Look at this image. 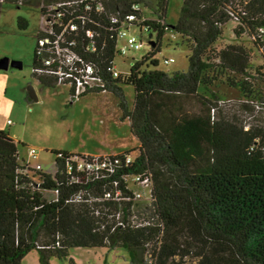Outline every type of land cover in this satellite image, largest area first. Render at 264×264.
Returning a JSON list of instances; mask_svg holds the SVG:
<instances>
[{
  "label": "trees",
  "instance_id": "16d2710c",
  "mask_svg": "<svg viewBox=\"0 0 264 264\" xmlns=\"http://www.w3.org/2000/svg\"><path fill=\"white\" fill-rule=\"evenodd\" d=\"M53 1L66 0L22 4L34 3L44 13L41 3ZM168 1L102 0L103 9L96 12L94 2L83 0L76 7L84 22L68 13L61 19L76 22L77 32L65 37L75 40V50L104 82L103 89L88 92L114 95L121 118L129 120L139 146L123 152L132 154L133 161L122 171L146 172L152 182L150 199L87 202L83 195L67 202L79 190L102 195L103 188L113 187L108 181L100 188L91 182L69 183L65 164L75 155L66 151L52 152L54 175L39 174L41 183L35 188L17 173L16 143L0 130V264H21L31 250L37 252L38 264H49L52 257L67 258L70 248H120L128 264H264V129L214 115L218 99L213 91L222 82L237 90L246 110L263 107L264 92L256 84L264 87V71L251 67L249 48L264 44V0H181L173 26L164 20ZM133 4L153 9L155 20L142 18L141 9L132 11ZM130 12L141 20L134 24L139 35L143 29L154 32L155 41L113 78L109 67L118 56L117 26L109 18ZM230 20L237 23L235 37L245 35L250 47L222 43L223 26ZM26 25L17 19L19 29ZM164 26L188 50L184 71L158 68L154 55L168 32ZM90 41L94 53L84 51ZM260 57L264 60L262 53ZM35 64L33 51L31 68ZM31 76L44 87H55L51 79ZM122 86L133 88L130 111ZM26 99L32 102L28 95ZM39 189L57 190L56 199L47 200Z\"/></svg>",
  "mask_w": 264,
  "mask_h": 264
},
{
  "label": "rangeland",
  "instance_id": "374dc122",
  "mask_svg": "<svg viewBox=\"0 0 264 264\" xmlns=\"http://www.w3.org/2000/svg\"><path fill=\"white\" fill-rule=\"evenodd\" d=\"M180 6L181 0L168 1L164 19L166 25L175 24ZM139 7L142 18L155 20L153 9L144 8L142 5ZM18 18L27 22L26 28L17 27ZM39 26L40 14L34 3L15 5L5 2L1 5L0 60L6 58L10 62H19L21 66L0 68V130L15 139L18 159L28 163L31 168L38 165L43 172L51 174L54 171L52 152L59 151L58 149L80 151L98 147L107 152L122 148L134 150L131 148L137 146V141L130 133L128 118H121L118 100L114 95L98 91L87 92L76 99H70L66 86H59L54 90L38 86V81L31 76V63ZM236 26L237 23L232 20L223 26L222 43H244L250 47V40L245 35L235 37L232 31ZM131 31L138 33L134 27ZM139 40L141 48L138 51L128 52L127 59L119 56L115 58L118 70L127 71L130 59L137 60L143 56L149 47L153 46L155 33L142 31ZM118 44L122 46L123 41H119ZM249 49L251 67L262 66L264 71V60L260 57L261 53L264 56V44L263 47L259 45ZM187 55L186 46L180 44L179 37L170 30L162 37L159 51L154 58L159 62V69L172 73L186 70ZM169 58L173 61L168 64L162 62L163 59ZM28 87L34 89L37 101L30 103L27 101ZM256 89L258 92L259 89L264 92V87L259 88V83L256 84ZM122 91L127 110L130 111L133 104V88L122 86ZM213 91L218 99L215 102L217 109L214 115L234 118L244 127L252 125L264 129V105L261 108L259 105L249 107L246 110L241 106V95L237 90L222 82L217 83ZM30 147L36 149L37 159L28 156L27 149ZM44 197L47 200L52 199L50 193H44ZM187 261L193 262L190 259ZM23 264L33 263L30 258H25ZM49 264H128V259L124 250L120 248L112 251L103 248H70L67 258L52 257Z\"/></svg>",
  "mask_w": 264,
  "mask_h": 264
},
{
  "label": "built area",
  "instance_id": "2783aa9c",
  "mask_svg": "<svg viewBox=\"0 0 264 264\" xmlns=\"http://www.w3.org/2000/svg\"><path fill=\"white\" fill-rule=\"evenodd\" d=\"M6 0H0L4 3ZM83 0H66L41 3L44 13L40 14V26L37 31L36 44L34 48L36 64L31 68V73L37 78L51 79L55 86H66L69 90L70 99H76L81 95L94 89H103L104 82L97 73L96 68L86 61L76 48L74 39L66 38L68 32L76 33L78 30L76 22L73 18H69L64 23L63 19L66 13L74 15L75 19L81 22L85 21L82 12H78L76 5ZM94 2V10L100 12L103 9L102 0H88ZM23 0H17L13 4L23 5ZM84 11L89 9L86 4L83 6ZM132 11H139V5H131ZM78 14V15H75ZM111 24L117 26L115 32V50L119 57L127 59L126 55L130 51H138L141 48L139 34L131 31L134 24L140 23L141 20L136 18L135 13L130 12L122 17L110 16ZM135 28V27H134ZM166 31H170L168 26H164ZM143 31H147L143 29ZM84 36L88 39L92 37L90 31L86 30ZM123 41V45L119 46L118 42ZM84 51L89 53L95 52V46L92 41L88 42L84 47ZM132 60V59H130ZM129 60L128 68L132 64ZM171 58L164 59L163 63L172 62ZM109 71L113 78L118 77L120 71L115 65V60L111 63ZM9 124L10 122L7 121ZM27 154L32 159H37V151L30 147L27 149ZM65 164V172L68 175L69 183L77 185H85L87 182L104 187L103 182H111L113 190L106 191L102 189V195H95L94 192L85 194L83 190L73 194L67 202L80 201L83 195L87 196V202H102L112 200L116 202L148 200L151 195V179L146 172L141 173H126L123 168L130 165L133 161L132 154H106V155H87L73 154ZM79 155V156H78ZM18 158V157H17ZM19 168L17 173L24 176L27 182L33 187L38 188L41 181L39 174L54 175L43 172L38 165L30 167L28 163L19 160ZM123 186L120 188V186ZM100 188V187H98ZM42 194L50 193L51 201L56 199L57 190H40Z\"/></svg>",
  "mask_w": 264,
  "mask_h": 264
},
{
  "label": "crops",
  "instance_id": "0c3cea01",
  "mask_svg": "<svg viewBox=\"0 0 264 264\" xmlns=\"http://www.w3.org/2000/svg\"><path fill=\"white\" fill-rule=\"evenodd\" d=\"M38 86L40 87V88H43V89H57V88H59V86H55L54 88H47V87H44V86H42L39 82H38ZM105 94H107V93H105ZM108 95V94H107ZM133 105V104H132ZM99 113H100V111H98ZM102 112V111H101ZM102 114V113H101ZM119 116V115H118ZM100 124V123H99ZM128 124H129V120H128ZM101 125V124H100ZM108 125V124H107ZM107 125H106V128H107ZM132 135V134H131ZM133 136V135H132ZM134 137V136H133ZM135 138V137H134ZM136 139V138H135ZM14 141H15V139H14ZM136 141H137V139H136ZM16 142V141H15ZM138 146H139V143H138V141H137V146L135 147V148H131V149H134V150H136V149H138ZM59 151H66V152H69V153H78V154H81V153H85V154H87V155H106V154H119V153H122V152H126V151H129V150H127V149H125V148H122V149H120V150H117V151H114L113 152V150H109L110 152H107V150H103L102 148L100 149V148H93L92 150L91 149H84V150H80V151H74V150H65V149H58ZM54 151V150H53ZM25 258H30V260H31V263H33V264H38V255H37V252L35 251V250H31V251H29L23 258H22V260H21V264H23V261H24V259Z\"/></svg>",
  "mask_w": 264,
  "mask_h": 264
},
{
  "label": "water",
  "instance_id": "95a60500",
  "mask_svg": "<svg viewBox=\"0 0 264 264\" xmlns=\"http://www.w3.org/2000/svg\"><path fill=\"white\" fill-rule=\"evenodd\" d=\"M9 66L11 67H20L21 64L19 62L15 61H9L8 59L4 58L0 60V68L1 69H7ZM27 95L32 101H37V97L35 95V91L32 87L27 88Z\"/></svg>",
  "mask_w": 264,
  "mask_h": 264
}]
</instances>
